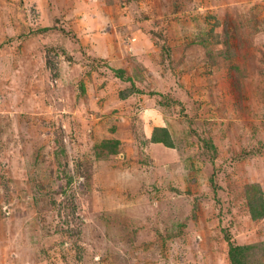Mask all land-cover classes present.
I'll return each mask as SVG.
<instances>
[{
  "label": "rangeland",
  "instance_id": "obj_1",
  "mask_svg": "<svg viewBox=\"0 0 264 264\" xmlns=\"http://www.w3.org/2000/svg\"><path fill=\"white\" fill-rule=\"evenodd\" d=\"M251 207L264 0H0V264H264Z\"/></svg>",
  "mask_w": 264,
  "mask_h": 264
},
{
  "label": "trees",
  "instance_id": "obj_2",
  "mask_svg": "<svg viewBox=\"0 0 264 264\" xmlns=\"http://www.w3.org/2000/svg\"><path fill=\"white\" fill-rule=\"evenodd\" d=\"M159 133V134H158ZM170 134L165 128H158L155 127L154 133L152 135V142L154 143H163L166 146H172L171 139H170ZM252 211V217L253 219L261 217L262 213H264V209L262 211H256V209H253L251 207ZM231 251H230V258L232 260V264H243L242 257H245L247 255L248 247H240V246H235L233 243H231ZM246 261V260H245ZM244 261V264H245Z\"/></svg>",
  "mask_w": 264,
  "mask_h": 264
},
{
  "label": "crops",
  "instance_id": "obj_3",
  "mask_svg": "<svg viewBox=\"0 0 264 264\" xmlns=\"http://www.w3.org/2000/svg\"><path fill=\"white\" fill-rule=\"evenodd\" d=\"M154 128H150V131H152Z\"/></svg>",
  "mask_w": 264,
  "mask_h": 264
}]
</instances>
